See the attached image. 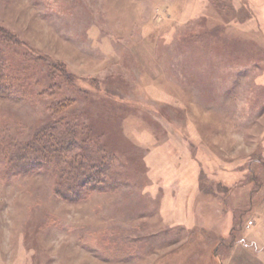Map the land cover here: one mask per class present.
<instances>
[{
  "label": "rangeland",
  "instance_id": "374dc122",
  "mask_svg": "<svg viewBox=\"0 0 264 264\" xmlns=\"http://www.w3.org/2000/svg\"><path fill=\"white\" fill-rule=\"evenodd\" d=\"M0 29V141L79 130L110 184L0 161V264H264V0H0Z\"/></svg>",
  "mask_w": 264,
  "mask_h": 264
},
{
  "label": "trees",
  "instance_id": "16d2710c",
  "mask_svg": "<svg viewBox=\"0 0 264 264\" xmlns=\"http://www.w3.org/2000/svg\"><path fill=\"white\" fill-rule=\"evenodd\" d=\"M3 37L5 38V31L0 29V42ZM3 62V52L0 48V81L3 82L0 83V94H6L12 89L10 84H5L11 79ZM69 134L71 139L64 140L65 133H47V137L37 138L23 146L0 141V161L16 175L52 171L57 176L59 195L68 201L79 200L82 194L89 191L107 190L110 184H105L102 180L106 168L102 162H95L92 158L91 144L88 150L81 146V152L74 153L69 158L72 145L79 143L81 135L79 130L73 129Z\"/></svg>",
  "mask_w": 264,
  "mask_h": 264
}]
</instances>
